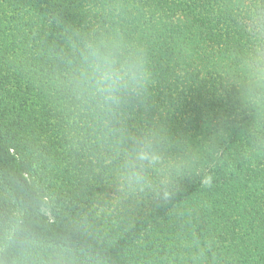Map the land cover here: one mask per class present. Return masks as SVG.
I'll return each mask as SVG.
<instances>
[{
	"label": "trees",
	"instance_id": "trees-1",
	"mask_svg": "<svg viewBox=\"0 0 264 264\" xmlns=\"http://www.w3.org/2000/svg\"><path fill=\"white\" fill-rule=\"evenodd\" d=\"M0 264H264V0H0Z\"/></svg>",
	"mask_w": 264,
	"mask_h": 264
}]
</instances>
